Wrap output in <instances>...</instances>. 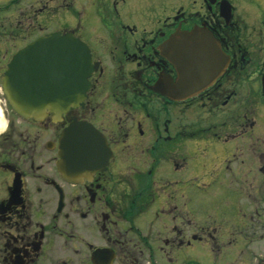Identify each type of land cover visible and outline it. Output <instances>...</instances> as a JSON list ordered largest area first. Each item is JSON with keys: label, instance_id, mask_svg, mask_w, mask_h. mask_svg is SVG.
<instances>
[{"label": "flooded vegetation", "instance_id": "flooded-vegetation-1", "mask_svg": "<svg viewBox=\"0 0 264 264\" xmlns=\"http://www.w3.org/2000/svg\"><path fill=\"white\" fill-rule=\"evenodd\" d=\"M189 33L218 57L187 90ZM54 34L88 48L87 97L25 119L9 65ZM75 124L104 141L70 178ZM0 264H264V0H0Z\"/></svg>", "mask_w": 264, "mask_h": 264}, {"label": "water", "instance_id": "water-1", "mask_svg": "<svg viewBox=\"0 0 264 264\" xmlns=\"http://www.w3.org/2000/svg\"><path fill=\"white\" fill-rule=\"evenodd\" d=\"M175 39L176 45H181V54L176 56L173 52ZM180 39L179 42V36H176L171 40V57L178 66L181 85L189 90L193 78L199 79L205 70L209 73L214 68L218 53L215 50V54L213 51V54L204 55L193 42V34H183ZM92 72L86 45L72 36L54 34L41 39L11 62L4 89L17 114L25 119L40 120L46 107L51 112L64 113L82 104L90 88L88 79ZM100 138L103 142L101 135L88 125L70 126L62 134L59 167H65L70 178H76L78 165L89 155L83 145L91 139L97 145Z\"/></svg>", "mask_w": 264, "mask_h": 264}, {"label": "rangeland", "instance_id": "rangeland-1", "mask_svg": "<svg viewBox=\"0 0 264 264\" xmlns=\"http://www.w3.org/2000/svg\"><path fill=\"white\" fill-rule=\"evenodd\" d=\"M221 195L216 196L215 190H202L200 188L197 189V199L198 202L206 206L209 203H213V205L221 206V202L223 199L222 193ZM204 208V207H203Z\"/></svg>", "mask_w": 264, "mask_h": 264}]
</instances>
